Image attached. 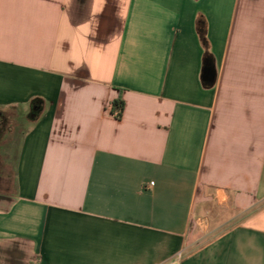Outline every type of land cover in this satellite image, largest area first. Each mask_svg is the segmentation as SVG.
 <instances>
[{
	"label": "crops",
	"instance_id": "0c3cea01",
	"mask_svg": "<svg viewBox=\"0 0 264 264\" xmlns=\"http://www.w3.org/2000/svg\"><path fill=\"white\" fill-rule=\"evenodd\" d=\"M3 114L0 264H264V0H0Z\"/></svg>",
	"mask_w": 264,
	"mask_h": 264
},
{
	"label": "trees",
	"instance_id": "16d2710c",
	"mask_svg": "<svg viewBox=\"0 0 264 264\" xmlns=\"http://www.w3.org/2000/svg\"><path fill=\"white\" fill-rule=\"evenodd\" d=\"M125 109V102L122 98L115 100L112 104V114L121 119ZM0 118V138L6 129L12 126V119L7 115ZM13 182L9 176L6 174V168L2 165V160L0 159V191H9L12 189Z\"/></svg>",
	"mask_w": 264,
	"mask_h": 264
},
{
	"label": "built area",
	"instance_id": "2783aa9c",
	"mask_svg": "<svg viewBox=\"0 0 264 264\" xmlns=\"http://www.w3.org/2000/svg\"><path fill=\"white\" fill-rule=\"evenodd\" d=\"M184 258V252L178 253L172 260L170 264H181L182 260Z\"/></svg>",
	"mask_w": 264,
	"mask_h": 264
},
{
	"label": "rangeland",
	"instance_id": "374dc122",
	"mask_svg": "<svg viewBox=\"0 0 264 264\" xmlns=\"http://www.w3.org/2000/svg\"><path fill=\"white\" fill-rule=\"evenodd\" d=\"M225 216H227V217H230L231 215H230V214H228V213H226V214H225Z\"/></svg>",
	"mask_w": 264,
	"mask_h": 264
}]
</instances>
